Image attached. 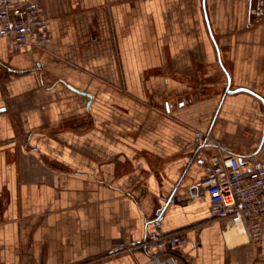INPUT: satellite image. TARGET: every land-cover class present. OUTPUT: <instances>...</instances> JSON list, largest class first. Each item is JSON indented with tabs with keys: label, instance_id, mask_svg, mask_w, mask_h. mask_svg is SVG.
Wrapping results in <instances>:
<instances>
[{
	"label": "crops",
	"instance_id": "obj_1",
	"mask_svg": "<svg viewBox=\"0 0 264 264\" xmlns=\"http://www.w3.org/2000/svg\"><path fill=\"white\" fill-rule=\"evenodd\" d=\"M37 1L45 47L0 35V264H146L155 217L177 264H264L196 187L263 156L264 0Z\"/></svg>",
	"mask_w": 264,
	"mask_h": 264
},
{
	"label": "built area",
	"instance_id": "obj_2",
	"mask_svg": "<svg viewBox=\"0 0 264 264\" xmlns=\"http://www.w3.org/2000/svg\"><path fill=\"white\" fill-rule=\"evenodd\" d=\"M47 28L48 20L37 0H0V35L11 37L16 48L45 47L50 41ZM196 139L201 146L210 145L212 140L201 131L196 132ZM211 161L212 166L196 182V187L209 195L211 217L223 221L240 243L259 242L264 217V148L262 157L243 160L232 154L213 156ZM185 242L182 232H164L160 218L155 217L140 246L156 252L146 264H177L170 253Z\"/></svg>",
	"mask_w": 264,
	"mask_h": 264
},
{
	"label": "rangeland",
	"instance_id": "obj_3",
	"mask_svg": "<svg viewBox=\"0 0 264 264\" xmlns=\"http://www.w3.org/2000/svg\"><path fill=\"white\" fill-rule=\"evenodd\" d=\"M191 3H192V5H191V12H192V9H196L198 3H197V0H191ZM194 6H195V7H194ZM196 19H197L196 15H194L193 18H190V20H191V24H190V25H193V26H194L192 20L195 21ZM190 20H189V21H190ZM193 30H194V28H193ZM185 31H186V28H185ZM186 32H187V31H186ZM188 33H190V32H188ZM188 35H189V34H188ZM185 40H187V41H185ZM179 44H196V40L193 39L192 36H187V37H184V41L179 42ZM226 65H227V66L229 65V64L227 63V61H226ZM207 68H208V67H207ZM209 72H213V70H212L211 67H209ZM220 80H221V81H220ZM219 81H220V82H219ZM217 82H218V83H222V87H223V85H224V79H223V77H222L221 79L218 78V80H217L216 82H214V83H216V87H218V86H217ZM211 83H213V81H212ZM213 86H214V85H210V88L213 89ZM182 98H184V97H177V98L174 97L175 101L180 100V99H182ZM163 99H165V96H163ZM161 106H162V103H161Z\"/></svg>",
	"mask_w": 264,
	"mask_h": 264
},
{
	"label": "water",
	"instance_id": "obj_4",
	"mask_svg": "<svg viewBox=\"0 0 264 264\" xmlns=\"http://www.w3.org/2000/svg\"><path fill=\"white\" fill-rule=\"evenodd\" d=\"M238 91H245L244 88H238V89H235V90H228V92L230 93H235V92H238Z\"/></svg>",
	"mask_w": 264,
	"mask_h": 264
},
{
	"label": "trees",
	"instance_id": "obj_5",
	"mask_svg": "<svg viewBox=\"0 0 264 264\" xmlns=\"http://www.w3.org/2000/svg\"><path fill=\"white\" fill-rule=\"evenodd\" d=\"M163 253H165V252H163ZM173 253H174V254H176V252H175V251H173Z\"/></svg>",
	"mask_w": 264,
	"mask_h": 264
}]
</instances>
